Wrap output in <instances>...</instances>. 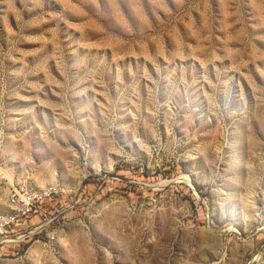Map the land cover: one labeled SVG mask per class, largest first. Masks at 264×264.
I'll return each instance as SVG.
<instances>
[{
    "label": "rangeland",
    "instance_id": "obj_1",
    "mask_svg": "<svg viewBox=\"0 0 264 264\" xmlns=\"http://www.w3.org/2000/svg\"><path fill=\"white\" fill-rule=\"evenodd\" d=\"M17 183L0 264H264V0H0Z\"/></svg>",
    "mask_w": 264,
    "mask_h": 264
},
{
    "label": "built area",
    "instance_id": "obj_2",
    "mask_svg": "<svg viewBox=\"0 0 264 264\" xmlns=\"http://www.w3.org/2000/svg\"><path fill=\"white\" fill-rule=\"evenodd\" d=\"M59 193L57 186L41 188L24 183L13 185L7 193L8 209L0 211V236L21 235L33 217H38L36 227H41L46 210L44 204Z\"/></svg>",
    "mask_w": 264,
    "mask_h": 264
}]
</instances>
